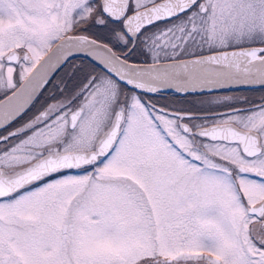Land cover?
I'll return each mask as SVG.
<instances>
[{"label": "snow or ice", "instance_id": "6c2138e0", "mask_svg": "<svg viewBox=\"0 0 264 264\" xmlns=\"http://www.w3.org/2000/svg\"><path fill=\"white\" fill-rule=\"evenodd\" d=\"M256 89L264 0H0V264H264Z\"/></svg>", "mask_w": 264, "mask_h": 264}, {"label": "flooded vegetation", "instance_id": "af4514ba", "mask_svg": "<svg viewBox=\"0 0 264 264\" xmlns=\"http://www.w3.org/2000/svg\"><path fill=\"white\" fill-rule=\"evenodd\" d=\"M231 94L237 96H248L252 100L259 101L260 97L264 96V90L261 89L241 90V91L233 92ZM168 99H173V97L169 96Z\"/></svg>", "mask_w": 264, "mask_h": 264}]
</instances>
